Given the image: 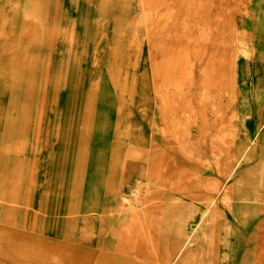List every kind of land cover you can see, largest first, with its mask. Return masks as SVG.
<instances>
[{"label": "rangeland", "instance_id": "374dc122", "mask_svg": "<svg viewBox=\"0 0 264 264\" xmlns=\"http://www.w3.org/2000/svg\"><path fill=\"white\" fill-rule=\"evenodd\" d=\"M7 1L0 264H151L119 236L133 225L122 197L151 170L183 182L156 195V223L173 247L197 242L191 264H264V45H253L264 41V0H207L196 11L201 0H13L6 11ZM77 40L82 72L72 82ZM67 101L80 114L74 131L62 124ZM163 101L176 106L161 114ZM225 191L235 200L221 208Z\"/></svg>", "mask_w": 264, "mask_h": 264}, {"label": "bare ground", "instance_id": "6f19581e", "mask_svg": "<svg viewBox=\"0 0 264 264\" xmlns=\"http://www.w3.org/2000/svg\"><path fill=\"white\" fill-rule=\"evenodd\" d=\"M161 1V0H160ZM169 1H171V0H169ZM176 2H177V0H175ZM195 1V0H194ZM196 1H198V0H196ZM212 1V0H211ZM86 2V1H85ZM101 2H102V0H101ZM100 2V3H101ZM140 2V1H139ZM146 2V1H145ZM185 2V1H184ZM208 1L207 0H201V2L199 3V1H198V3L199 4H197V6L196 5H194L195 7V11L196 10H199L200 8H201V6L203 5V7H204V5H205V3H207ZM98 3V2H97ZM160 3V2H159ZM170 3H172V2H170ZM180 3V2H179ZM178 3V4H179ZM91 4V3H90ZM143 4V3H142ZM175 4H177V3H175ZM177 4V5H178ZM182 4H183V2H182ZM202 4V5H201ZM18 3H16L15 1H13V0H8L5 4H3V6H4V10H12L14 7L15 8H18ZM160 5V4H159ZM177 5H175V6H177ZM2 6V7H3ZM174 6V7H175ZM222 6V5H221ZM158 6H156V8H157ZM178 7V6H177ZM188 7V6H187ZM192 7V6H191ZM202 7V8H203ZM97 8V7H96ZM100 8H101V5H100ZM155 8V7H154ZM155 8V9H156ZM205 8V7H204ZM224 8H225V6H224ZM1 9V8H0ZM154 9V10H155ZM158 9V8H157ZM187 8H185V10H186ZM189 9V8H188ZM191 9V8H190ZM193 9V8H192ZM226 9H228V8H226ZM101 10V9H100ZM229 10V9H228ZM228 10H226V11H228ZM143 11H144V8H143ZM147 11H149V10H147ZM175 11H176V9H175ZM157 12V11H156ZM222 12V11H221ZM229 12V11H228ZM4 13V12H3ZM142 13V12H141ZM140 13V14H141ZM173 13H175V12H173ZM169 14H171V13H169ZM190 14V13H189ZM189 14L187 15V16H189ZM200 14V13H199ZM206 14V13H205ZM222 14V13H221ZM144 15V14H143ZM148 15H150V14H148ZM174 15V14H173ZM213 15V14H212ZM11 16V15H10ZM145 16V15H144ZM157 16V15H156ZM169 16V15H168ZM200 16H201V14H200ZM6 17V16H5ZM5 17H2V18H5ZM208 17V16H207ZM6 18H8V17H6ZM143 18V17H142ZM157 18V17H156ZM195 18V17H194ZM220 18H221V16H220ZM222 18H223V15H222ZM226 18V17H225ZM11 19V17L9 18V20ZM146 19V18H145ZM188 19V18H187ZM9 20H6V19H1V23H0V38H3V37H5V34H6V21H9ZM132 20H133V18H132ZM139 20V19H138ZM169 20H170V18H169ZM218 20V19H217ZM220 20V19H219ZM142 21H143V19H142ZM189 21H190V19H189ZM133 22H135V21H133ZM153 22V21H152ZM191 22V21H190ZM136 23V22H135ZM223 23H225V22H223ZM228 23V22H227ZM197 24V23H196ZM209 24V23H208ZM229 24V23H228ZM146 24H144V26H145ZM191 25H192V23H191ZM224 24H222V26H223ZM226 26V25H225ZM29 27V26H28ZM199 27V26H198ZM217 27V26H216ZM187 28V27H186ZM185 28V29H186ZM223 29L225 28V27H222ZM184 29V30H185ZM188 29V28H187ZM189 29H191V28H189ZM193 29V28H192ZM211 29V28H210ZM150 30L152 31V28L150 27V26H148L147 27V29H146V31H145V33L147 34V39L149 38V34H150ZM177 30V29H176ZM178 31V30H177ZM191 31V30H190ZM190 31L188 32V35L187 36H189V34L191 35V33H190ZM195 31V30H194ZM156 32V31H155ZM19 33H21V30H20V32ZM136 33V32H135ZM178 33V32H177ZM212 33V32H211ZM193 34V33H192ZM18 35V34H17ZM39 35V34H38ZM184 35H186L185 33H184ZM194 35V34H193ZM78 36H80L79 35V32L77 33V38H78ZM186 36V37H187ZM219 36H220V34H219ZM194 37V36H193ZM206 37V36H205ZM7 38H9V37H7ZM6 38V39H7ZM156 38V37H155ZM188 38V37H187ZM189 38H191V37H189ZM208 38V37H207ZM213 38H215V37H213ZM33 39H34V37H33ZM3 40H5V39H3ZM16 40V39H15ZM143 40V39H142ZM190 40V39H189ZM188 40V41H189ZM206 40V39H205ZM160 41V40H159ZM182 41V40H181ZM207 41V40H206ZM209 41H211V40H209ZM10 42H11V40H10ZM156 42V41H155ZM17 43V42H16ZM161 43H162V41H161ZM204 43V42H203ZM209 43V42H208ZM260 43L262 44V46L264 45V41H263V39L261 38V37H258V39H257V42H255L253 45L256 47V49L258 48V46L260 45ZM4 44V43H3ZM12 44H13V42H12ZM15 44V43H14ZM196 44V43H195ZM11 45V44H10ZM10 45H9V43H7V45L5 44V46L6 47H10ZM17 45V44H16ZM155 45H156V43L155 44H153V47H155ZM13 46V45H12ZM18 46V45H17ZM30 46V45H29ZM184 46V45H183ZM206 46V45H205ZM205 46H204V48H205ZM211 46V45H210ZM239 46V45H238ZM1 47H4V45L3 46H1ZM8 47V48H9ZM152 47V48H153ZM159 47V46H158ZM241 47V46H240ZM243 47V46H242ZM17 48V47H16ZM201 49V53L200 54H207L208 56H209V58H211L212 57V52L210 51V50H208V53H207V50H205V49ZM7 49V48H6ZM162 49V48H161ZM11 49H9V51H10ZM12 50H14L13 48H12ZM73 56H72V60H71V72H70V79H71V81L72 82H74L75 80H76V78H78L79 76H80V73L82 72V69H79L80 68V66H79V64H80V58H81V55H82V48L80 47V45H79V41L77 40V42L75 43V45H74V48H73ZM174 50V49H173ZM184 50V49H183ZM186 50V49H185ZM184 50V51H185ZM194 50V49H193ZM259 50V49H258ZM183 51V52H184ZM196 51H199V49L198 50H195V53H196ZM149 52V54L151 53V50L150 51H148ZM6 53H7V51H6ZM178 53H179V51H178ZM216 53V52H215ZM2 54H4V53H2ZM172 54V53H171ZM174 54H176V52L174 53L173 52V55ZM187 54V53H186ZM183 56H185V54L183 55ZM199 56V55H198ZM204 56V55H203ZM207 56V57H208ZM150 57V56H149ZM168 57V56H167ZM169 57H171V55L169 56ZM173 57V56H172ZM172 57H171V61L174 59V57H173V59H172ZM188 57V56H187ZM201 57V56H200ZM214 57V56H213ZM183 58H185V57H183ZM144 59V58H143ZM150 59H152V56H151V58ZM169 58H167V60L166 61H169L168 60ZM201 60H202V58H200ZM206 59V58H205ZM245 59V58H244ZM22 60H23V58H22ZM176 61L178 60V59H175ZM144 61V60H143ZM170 61V62H171ZM175 61V62H176ZM153 62V61H152ZM185 62H186V60H185ZM184 62V63H185ZM206 62H207V60H206ZM211 62V61H210ZM179 63V62H178ZM194 63V62H193ZM22 64V63H21ZM154 64V63H153ZM158 64V63H157ZM166 64H167V66H169L168 65V63L166 62ZM171 64V63H170ZM190 64V63H189ZM203 64V63H202ZM178 65V64H177ZM185 65L186 66H188V64H186L185 63ZM30 66V65H29ZM24 67V66H23ZM177 67V66H176ZM190 67H192V66H190ZM150 69V68H149ZM187 69V68H186ZM185 69V70H186ZM10 71V70H9ZM142 71V70H141ZM151 71V70H150ZM209 71V70H208ZM14 72V71H13ZM178 72V71H177ZM142 74L144 73V72H141ZM194 73V72H193ZM209 73V72H208ZM146 74V73H145ZM189 74V73H188ZM192 74V73H191ZM210 74V73H209ZM199 75V74H198ZM186 76V75H185ZM141 77H142V75H141ZM193 77V76H192ZM199 77V76H198ZM206 77V76H205ZM146 78V77H145ZM173 78V77H172ZM13 79H15V77L13 76ZM144 79V78H143ZM146 79H148V78H146ZM151 79V78H150ZM176 80V78L174 79V81ZM201 80V79H200ZM211 80V79H210ZM192 81H193V78H192ZM196 80H194V82H195ZM212 81V80H211ZM200 82V81H199ZM139 83H140V81H139ZM175 83H176V81H175ZM178 84V83H177ZM197 84H199V83H197ZM201 84V83H200ZM145 85H146V83H145ZM188 85V84H187ZM142 86V85H141ZM147 86V85H146ZM145 86V87H146ZM208 86V85H207ZM176 87V86H175ZM205 87H206V85H205ZM138 88H140V87H138ZM178 88V87H177ZM154 89H156V86H154ZM179 89V88H178ZM180 90V89H179ZM152 91V90H151ZM228 91H229V89H228ZM150 92V91H149ZM166 92V91H165ZM125 93L126 94H124V97H126V96H128L129 95V90H128V88H125ZM146 98V97H145ZM177 98V97H176ZM179 98V97H178ZM181 98V97H180ZM201 100V99H200ZM203 100V99H202ZM133 101V100H132ZM175 101H177V100H175ZM201 102V101H200ZM181 103V102H180ZM218 103V102H217ZM179 104V103H178ZM187 104V103H186ZM189 104V103H188ZM187 104V105H188ZM138 105V104H137ZM200 105V104H199ZM247 105H248V103H247ZM168 106H176V105H174L173 104V102L172 103H170L169 101H166V102H164L163 101V103H161V105H159V108H160V113L162 114V113H164V111L166 110V108H168ZM186 106V105H185ZM190 106V105H189ZM188 106V107H189ZM191 106H192V104H191ZM187 107V106H186ZM117 108H118V106H117ZM141 108V107H140ZM172 108V107H171ZM244 108V107H243ZM178 109V108H177ZM184 109V108H183ZM202 109H203V107H202ZM201 109V110H202ZM258 109V108H257ZM171 110V109H170ZM184 110H186V109H184ZM189 110V109H188ZM182 111V110H181ZM119 112V111H118ZM144 112H145V110H144ZM258 112H259V109H258ZM147 114V113H146ZM185 114V113H184ZM145 115V114H144ZM259 115V114H258ZM189 116V115H188ZM187 116V117H188ZM145 117V116H144ZM164 117V116H163ZM260 117V116H259ZM79 119H80V114L78 113V111H77V109H76V105H75V103H72V102H69V101H67L66 102V104H65V106H64V110H63V116H62V124L64 125V126H66L69 130L70 129H72V131H74V129L75 128H77V124H78V122H79ZM178 119V118H177ZM259 120V119H258ZM122 121H123V117H120V121H119V124L121 125V123H122ZM175 121H176V119H175ZM179 122V121H178ZM149 124V123H148ZM130 126V125H129ZM128 128V127H127ZM119 130L115 133V135H114V140L117 142V141H120V140H122L125 136V129H122V128H120V126H119V128H118ZM137 129V128H136ZM201 130H203V128H201ZM177 133H178V135L180 136V138L181 139H184L185 140V136H186V130L183 128V127H181V126H179V123H178V127H177ZM129 135V134H128ZM132 136V135H131ZM129 137V136H128ZM133 137V136H132ZM128 139V138H127ZM177 139V138H176ZM175 139V140H176ZM263 140H264V137L262 138ZM129 140V139H128ZM138 141V140H137ZM22 142V141H21ZM21 142H20V144H21ZM66 142V141H65ZM130 142V141H129ZM139 142V141H138ZM179 142H181V141H179ZM132 143V142H131ZM137 143V142H136ZM141 143V142H140ZM25 144V143H24ZM135 144V143H134ZM179 144V143H178ZM30 145V144H29ZM34 145H36V144H34ZM181 146H182V144H180ZM132 146H134V145H132ZM23 146H21V148H22ZM44 147V146H43ZM47 147V146H46ZM20 148V149H21ZM36 148V147H35ZM129 148V147H128ZM185 149H187V150H190L191 149V147H189V146H187V145H185V147H184ZM184 148H181L182 150L181 151H183V149ZM190 148V149H189ZM240 148H241V146H240ZM9 149V148H8ZM23 149V148H22ZM115 149V148H114ZM194 149V148H193ZM243 149V148H242ZM7 150V149H6ZM44 150V149H43ZM128 151V150H127ZM6 152V151H5ZM187 152V151H186ZM114 153V152H113ZM129 153V152H128ZM142 153V152H141ZM183 153V152H182ZM189 153V152H188ZM134 154V153H133ZM136 154V153H135ZM134 154V155H135ZM184 154V153H183ZM113 155V157L115 156L114 154H112ZM127 155V154H126ZM138 155V154H137ZM136 155V156H137ZM187 155V154H186ZM185 155V156H186ZM189 155H191V153H189ZM188 155V156H189ZM135 156V157H136ZM205 156V155H204ZM129 157V156H128ZM190 157V156H189ZM189 157H187V158H189ZM130 158V157H129ZM132 158V157H131ZM135 159V158H134ZM147 161V160H146ZM145 161V162H146ZM164 161V160H163ZM175 161V160H174ZM259 161V160H258ZM261 162V161H260ZM164 163V162H163ZM175 163V162H174ZM165 164V163H164ZM163 164V165H164ZM166 165V164H165ZM255 166V165H254ZM220 167V166H219ZM231 167V166H230ZM251 167V166H250ZM257 167H258V165H257ZM256 167V168H257ZM178 168V167H177ZM252 168V167H251ZM174 169H176V168H174ZM183 169V168H182ZM232 169V168H231ZM231 169H230V171H231ZM248 169V168H247ZM255 168H253V170H254ZM163 170V169H162ZM178 170V169H177ZM219 170H220V168H219ZM218 170V171H219ZM226 170H227V168H226ZM136 171V170H135ZM181 171V170H180ZM185 171V170H184ZM229 170H228V172H230ZM255 172L257 171V170H254ZM172 172V171H171ZM249 172H250V170H249ZM136 173H137V171H136ZM178 173V172H177ZM225 173V172H224ZM223 173V174H224ZM259 172H257V174H258ZM169 174V173H168ZM179 174H181V173H179ZM1 175V174H0ZM182 175V174H181ZM193 175V174H192ZM227 175H229L228 173H227ZM251 175V174H250ZM180 176V175H179ZM179 176H177L176 174H169V175H165L163 172H156V171H154V170H151V171H149L148 173H147V175H146V179L144 180V181H141V180H136L135 181V183H134V185L131 187V190H130V194H129V196H123L122 197V206L130 213V217H131V220H132V226H129L125 231H123V233H121L119 236L121 237V238H123L124 240H126L128 243H130V244H132V245H134V246H137V245H140L141 246V250L143 251V253H144V255L146 256V258L149 260V261H152V263L151 264H191V260H192V258H193V256H194V254L196 253V246H197V242L193 239V238H190V237H187V238H185V239H180L179 240V242H178V244L175 246V247H173V246H171L168 242H167V238L164 236V235H162V233L160 232V227H159V225L156 223L157 221V219L159 218V214H162L161 213V210H160V202L157 200V199H155L156 198V195L157 194H160V193H166V192H168V190H169V192L171 191V190H173V191H176V192H178L179 191V189H180V187H182V184H183V182H182V180H181V178L179 177ZM225 176V175H224ZM182 177V176H181ZM192 177H194V175L192 176ZM260 177V176H259ZM8 178V177H7ZM16 178H17V176H16ZM197 178V177H196ZM203 178H205V177H203ZM213 178V177H212ZM6 179V178H5ZM188 179L189 178H185V182H187L188 181ZM192 180V178L190 179V181ZM198 180V179H197ZM197 180H196V182H197ZM217 180V179H216ZM259 180V179H258ZM4 181H6V180H4ZM218 181V180H217ZM219 182V181H218ZM248 182V181H247ZM68 184V183H67ZM198 184V182L196 183V185ZM242 184V183H241ZM255 184V183H254ZM246 185H248V184H246ZM252 185V184H251ZM256 185V184H255ZM199 186V185H198ZM198 186H197V188H198ZM230 186V185H229ZM35 187V186H34ZM66 187H68V186H66ZM227 187H228V185H227ZM196 188V186H195V188L194 189H197ZM234 188H237V187H234ZM63 189V188H62ZM69 189V188H68ZM199 189V188H198ZM253 189V188H252ZM255 189V188H254ZM116 190V189H115ZM187 190V189H186ZM224 190V189H223ZM53 191V190H52ZM113 191V190H112ZM254 191V190H253ZM256 192V191H255ZM1 193H3V191L1 192ZM68 193V192H67ZM254 193V192H253ZM4 194V193H3ZM47 194V193H46ZM177 194V193H176ZM202 194V193H201ZM2 196V195H1ZM4 196V195H3ZM15 196V195H14ZM181 198H182V196H181ZM254 198V197H253ZM2 199V198H1ZM17 199V198H16ZM174 199V198H173ZM255 199V198H254ZM6 200H8V199H6ZM235 200V197L230 193V192H226L225 191V193L223 194V196L221 197V199L219 198V202H218V206L219 207H221V208H224V207H227L228 206V204L230 203V202H232V201H234ZM10 201H12V200H10ZM18 201V200H17ZM132 201L134 202V204L135 205H137V206H135V205H132ZM172 201H176V200H172ZM191 201V200H190ZM1 202H3V201H1ZM201 202V201H200ZM257 202V201H256ZM14 203H15V201H14ZM173 203V202H172ZM184 203V202H183ZM8 204H12V203H8ZM176 204V203H175ZM10 206V205H9ZM18 206V205H17ZM167 209V208H166ZM254 209V208H253ZM190 210H193V208L192 209H190ZM247 210V209H246ZM183 211V210H182ZM244 211H245V209H244ZM193 212V211H192ZM247 212V211H246ZM249 212V211H248ZM168 214V213H167ZM174 214V213H173ZM172 214V215H173ZM179 214H181V212L179 213ZM195 214V213H194ZM247 214V213H246ZM183 215V214H182ZM176 216H177V213H176ZM181 216V215H180ZM243 216V215H242ZM164 217H165V215H164ZM173 217V216H172ZM177 218H179V215L177 216ZM176 218V219H177ZM184 218V217H183ZM180 219V218H179ZM165 220V219H164ZM174 220H175V218H174ZM190 221H192V220H190ZM194 221V220H193ZM167 223L168 222H166V225H165V227L167 226ZM171 223V222H170ZM109 224V223H108ZM186 225V224H185ZM172 226V225H171ZM190 226V225H189ZM164 227V226H163ZM165 227H164V229H165ZM110 228V227H109ZM113 228V227H112ZM167 229H169V227L167 228ZM166 229V230H167ZM180 229V228H179ZM163 230V229H162ZM164 231V230H163ZM168 231V230H167ZM182 231V230H181ZM112 232V231H111ZM169 232H170V229H169ZM189 232V231H188ZM166 233V232H165ZM185 234V233H184ZM255 234V233H254ZM113 235V234H112ZM179 246V247H178ZM180 248V250L182 249L183 250V252L181 253V256L179 257V259H177L176 260V254H177V251H178V249ZM212 248V247H211ZM13 259V258H12ZM245 260V259H244ZM226 264V263H225Z\"/></svg>", "mask_w": 264, "mask_h": 264}, {"label": "crops", "instance_id": "0c3cea01", "mask_svg": "<svg viewBox=\"0 0 264 264\" xmlns=\"http://www.w3.org/2000/svg\"><path fill=\"white\" fill-rule=\"evenodd\" d=\"M257 39H258V38H257ZM257 39H255V40L253 41V43L257 42ZM261 47H262V44L260 43V45L258 46L257 49H259V48H261Z\"/></svg>", "mask_w": 264, "mask_h": 264}]
</instances>
